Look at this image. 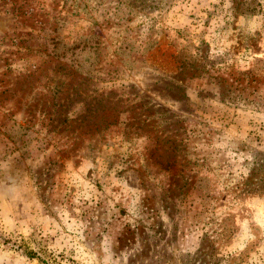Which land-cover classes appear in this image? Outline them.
I'll return each mask as SVG.
<instances>
[{"label": "rangeland", "instance_id": "374dc122", "mask_svg": "<svg viewBox=\"0 0 264 264\" xmlns=\"http://www.w3.org/2000/svg\"><path fill=\"white\" fill-rule=\"evenodd\" d=\"M0 264H264V0H0Z\"/></svg>", "mask_w": 264, "mask_h": 264}]
</instances>
